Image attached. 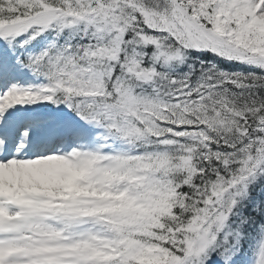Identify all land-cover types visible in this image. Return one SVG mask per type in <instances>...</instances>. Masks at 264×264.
Wrapping results in <instances>:
<instances>
[{
	"label": "snow or ice",
	"instance_id": "obj_1",
	"mask_svg": "<svg viewBox=\"0 0 264 264\" xmlns=\"http://www.w3.org/2000/svg\"><path fill=\"white\" fill-rule=\"evenodd\" d=\"M0 264H264V0H0Z\"/></svg>",
	"mask_w": 264,
	"mask_h": 264
}]
</instances>
